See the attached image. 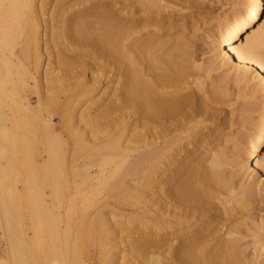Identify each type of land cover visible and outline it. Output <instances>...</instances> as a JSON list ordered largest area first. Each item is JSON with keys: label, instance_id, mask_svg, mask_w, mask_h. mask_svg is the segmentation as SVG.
I'll return each mask as SVG.
<instances>
[{"label": "bare ground", "instance_id": "6f19581e", "mask_svg": "<svg viewBox=\"0 0 264 264\" xmlns=\"http://www.w3.org/2000/svg\"><path fill=\"white\" fill-rule=\"evenodd\" d=\"M239 1L0 0V264H264V117L225 132L211 74L264 88Z\"/></svg>", "mask_w": 264, "mask_h": 264}, {"label": "rangeland", "instance_id": "374dc122", "mask_svg": "<svg viewBox=\"0 0 264 264\" xmlns=\"http://www.w3.org/2000/svg\"><path fill=\"white\" fill-rule=\"evenodd\" d=\"M47 1V5L51 9L55 0ZM199 2L203 5L204 9L210 13L212 16L211 20H215L217 18L220 22L227 19L228 16L233 15L235 11L242 9L245 5V2L243 3V1L239 0H199ZM183 13L185 15L187 12L183 11ZM263 25L264 12L254 29L247 31L242 36V39L239 40V42H243L247 34L249 37L254 35L255 32ZM215 26L217 27L218 24H215ZM211 54L212 53L201 56L203 59H205L204 65L208 62L206 58H208V56ZM214 65V71H212L211 74L217 77L218 80H223L225 82L228 93L230 94V99H232L230 107L226 108V112L222 114V116L226 117L228 114L229 118L233 119L229 126L226 125L228 127L225 132L229 133L230 131H233L235 135L238 134L244 138L246 134L253 132L255 125L259 123V121L264 117V88L262 87L261 82L255 77L254 72L247 73L248 76L245 80L237 81L231 74V68L226 69V67H223L219 69V64L216 65L214 63ZM261 154H264V149ZM260 158L261 155L259 159ZM240 168L241 166L239 165L235 169L236 173L238 174L236 180L241 181L245 175L241 176L242 172ZM259 173L263 175V171L261 169L259 170ZM262 209L263 211L261 214H264V205ZM250 239L251 238L249 237L246 239V241ZM2 246L3 240L0 238V249H2ZM252 247L253 245H249L247 252H252ZM261 258L264 259V254Z\"/></svg>", "mask_w": 264, "mask_h": 264}]
</instances>
